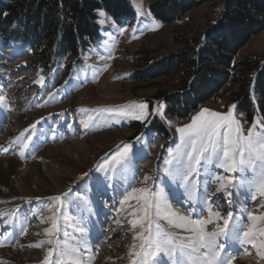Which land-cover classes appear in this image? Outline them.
<instances>
[{"label":"rangeland","instance_id":"rangeland-1","mask_svg":"<svg viewBox=\"0 0 264 264\" xmlns=\"http://www.w3.org/2000/svg\"><path fill=\"white\" fill-rule=\"evenodd\" d=\"M160 1L162 0H133L136 21L131 27L118 26L100 13L98 16L102 27V41L83 57V67L73 70L66 80L59 69L53 73H45L39 69L32 56L0 45V138L9 133V125L18 137L15 141L2 140L0 158L24 159V168H29L28 164L34 162L41 165L44 162L46 167L43 168V183L50 190L39 191L36 187L25 185L24 180L18 176L9 177L16 181V188L14 193L6 192L0 196V243L10 240V245L15 250L25 232H33L34 237L39 233V238L34 243L47 240L49 237L44 233L51 227L48 220L51 213L47 209L55 203L51 200L52 197L62 196L64 193L68 195L63 197L58 235L61 242L70 247L84 245L80 247L81 259L85 264H88L90 256L95 257L92 264H130L127 258L129 247L133 243L134 232L138 230L131 227L133 217L130 213L139 205L136 200L129 201L127 205H122L121 202L132 187L151 188L168 201L172 212L180 216L184 214L201 218L206 214L203 189L209 179L207 172L211 170L224 173L213 165H205L199 175L197 200H190L183 184L168 174L169 165L165 163L169 159V153L175 152L180 144L177 129L190 124L193 117L203 109L220 114H227L232 110L246 133L257 118L264 122V114L254 113L248 119L245 114L237 111L236 100L231 95L239 89L227 86L212 102L192 112L185 120L166 116L165 97L184 90L185 83L177 77L152 80L149 67L162 65L169 57L185 49L183 41H190L205 33L218 6L202 5L187 13L181 21L164 26L153 18L151 12V6ZM153 20L160 25L155 30ZM101 56L105 59H101ZM246 56L264 57V32L253 37L241 51V57ZM69 60L71 59L67 61ZM137 74L144 76L147 81L137 80ZM41 77L43 84L38 82ZM138 103L148 104L149 114L143 121L108 113L81 111L119 109ZM161 105L163 116L156 112V108ZM20 112L28 115L31 120L21 130L13 126V118ZM89 117L92 120L85 127ZM34 123H37L36 129L31 127ZM158 126L166 134L159 132ZM107 132L119 134L120 141L111 140L109 146L112 147L107 151L104 146L97 147L96 152L100 154L90 156V164L81 163L78 150L72 153L78 160V167L65 162L60 168L55 166L54 161L48 163L40 158L41 153L49 151L48 148H64L65 144L72 142H78L81 151H84L86 142ZM124 144L133 146L124 165L116 166L115 171L111 165L105 169L98 168V165L111 158L117 146ZM48 165L55 167L57 171L65 170L73 176L52 178V169L46 170ZM235 175L239 177L240 174ZM145 176L151 177L147 184L143 183ZM70 188L72 191L68 192ZM215 189V183L209 186V200L214 202L215 210L222 214L226 215L231 210L234 220H239L243 214L245 226L247 212L259 214L257 202L251 200L247 189H230L233 191L231 197H225ZM42 220L47 222L42 223ZM160 223L165 224L164 221ZM70 224L83 230V233H75L69 228ZM211 227L209 226L210 229ZM49 247L47 244L42 248L33 247L44 252V256L36 262L24 264H42ZM248 250L252 254L244 255V249L240 245L226 243L227 253H239L234 264H264L256 256L254 249L248 246ZM55 259L54 256V261ZM12 263L13 261H8V264ZM160 264H172V260L165 257Z\"/></svg>","mask_w":264,"mask_h":264},{"label":"snow or ice","instance_id":"snow-or-ice-1","mask_svg":"<svg viewBox=\"0 0 264 264\" xmlns=\"http://www.w3.org/2000/svg\"><path fill=\"white\" fill-rule=\"evenodd\" d=\"M152 25L153 30L160 27L155 20ZM101 59L105 58L101 56ZM38 82L43 84V77ZM161 109L162 105L156 108V112L163 116ZM81 111L108 113L139 121L145 120L149 114L146 103L130 104L119 109ZM91 120L92 117H89L85 127L89 126ZM37 123L31 126L32 129H36ZM177 132L180 144L175 152L169 153V159L165 163L169 165L168 174L183 184L190 200H197L199 175L205 165H213L224 174L208 170L209 179L203 189L206 214L201 218L180 216L172 212L168 201L149 187H132L121 202L122 205H127L129 201L136 200L139 205L130 213L133 217L131 227L138 229L134 232L133 243L129 247L127 258L130 264H160L165 257L172 260V264H234L239 253L230 254L225 251L226 243L229 242L240 245L244 249V255L252 254L248 250L250 246L255 250L256 256L264 261V122L257 118L245 133L232 110L227 114H220L203 109L193 117L190 124L178 128ZM24 146L27 147V144ZM132 147L131 144L117 146L111 158L98 165V168L105 169L111 165L115 171L116 166L125 164ZM237 173L240 174L239 177L235 175ZM149 180L151 177L145 176L143 183L147 184ZM213 183L216 184L215 191L223 193L225 197L233 195L230 189H247L251 200L257 202L259 214L247 212L245 226L243 214L239 220H234L231 210L226 215L215 210L214 202L209 200V186ZM71 191L70 188L68 192ZM67 195L68 193H64L51 198L55 202L47 209L51 213L48 217L51 227L44 233L49 238L28 245L34 248H42L45 244L50 246L42 264H85L81 259V247H70L62 243L58 235L63 197ZM46 222L42 220V223ZM209 226H212L211 229ZM171 229H179L180 232ZM94 259V256H90L88 264H92Z\"/></svg>","mask_w":264,"mask_h":264},{"label":"trees","instance_id":"trees-1","mask_svg":"<svg viewBox=\"0 0 264 264\" xmlns=\"http://www.w3.org/2000/svg\"><path fill=\"white\" fill-rule=\"evenodd\" d=\"M206 4L218 6L209 29L183 41L185 49L162 65L149 67L152 80L177 77L185 83L184 90L165 97L166 116L185 120L227 86L239 89L231 95L237 111L248 119L263 115L264 57H241V51L264 32V0H162L151 12L167 26ZM100 13L118 26L136 21L133 0H0V45L32 56L45 73L60 70L66 80L102 41ZM158 131L166 134L161 126Z\"/></svg>","mask_w":264,"mask_h":264},{"label":"bare ground","instance_id":"bare-ground-1","mask_svg":"<svg viewBox=\"0 0 264 264\" xmlns=\"http://www.w3.org/2000/svg\"><path fill=\"white\" fill-rule=\"evenodd\" d=\"M41 116V115H38ZM31 123V120L28 118V115H25L23 113H18L13 118V126L16 129H23L26 128L28 124ZM30 127V126H29ZM9 133L5 135V137L0 138V143L2 140H17V135L14 134L15 132L11 131L12 128L9 125L8 129ZM120 135L115 132H107L105 134H102L100 136L97 135V138H93L92 140L86 142L87 144L84 145V151H81V146H79L78 142H72V144L67 143L65 144L64 148L59 147L58 149H53V147L48 148L49 151H44L41 153L40 158H43L46 162H53L55 163L56 167L61 168L63 165L62 163H70V166L74 164V166L78 165V160H76L72 153L73 151L78 154L79 160L81 163L83 162L84 165L88 162V164L91 163L90 156H98L100 152H96L97 147H106V151L109 150L112 146H109L111 140H115L116 142L120 141ZM89 140V139H88ZM86 150V151H85ZM24 154H26V151H24ZM89 154V155H87ZM38 157V156H37ZM24 159L20 160L18 158H7V159H1L0 158V196L4 195L6 192L14 193V189L16 188V181L10 180L9 177L12 176H18L20 179L24 180V184L27 186H33L39 189V191H46L49 192L47 187L44 186L43 181L45 180L44 176V170L46 166L34 162L32 164H28L29 168H24V164L22 163ZM50 162V163H51ZM62 164V165H61ZM58 165V166H57ZM83 165V166H84ZM52 169V178L55 177H67L73 176L72 174H69L65 170L57 171L55 170V167H50V165L47 166L46 170ZM71 168V167H69ZM69 168H62V169H69ZM22 174V175H21ZM69 176V177H68ZM73 178V177H72ZM66 179V178H65ZM21 181V180H20ZM59 183V182H58ZM17 192V191H16ZM43 193V192H41ZM48 195V194H47ZM42 196V195H40ZM182 216H185L182 214ZM73 224H70L69 228L73 229L74 232L78 231L77 233H83V231L79 230L77 227L74 228ZM30 231V230H28ZM175 232H180L179 229H173ZM76 233V232H75ZM181 235H186V233H180ZM77 236H82L81 234H77ZM39 238V235L34 237L33 232H28V234H24L22 237H20L19 242L15 248L11 247L12 243L10 240L4 241V243H0V245H3L0 247V264H8V261H13L12 264H24V263H33L38 261L40 258L44 256V252L34 249L33 247H29L28 245L33 244L35 241L37 242V239ZM2 242V241H1ZM11 244V245H10ZM83 247L84 245H80ZM23 260V261H22Z\"/></svg>","mask_w":264,"mask_h":264}]
</instances>
